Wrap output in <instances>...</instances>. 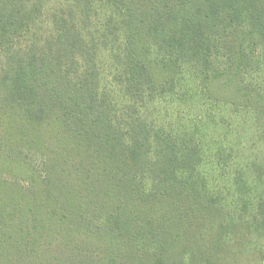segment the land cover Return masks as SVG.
Wrapping results in <instances>:
<instances>
[{
	"label": "trees",
	"instance_id": "1",
	"mask_svg": "<svg viewBox=\"0 0 264 264\" xmlns=\"http://www.w3.org/2000/svg\"><path fill=\"white\" fill-rule=\"evenodd\" d=\"M211 107L264 121V0H0V264H250Z\"/></svg>",
	"mask_w": 264,
	"mask_h": 264
},
{
	"label": "rangeland",
	"instance_id": "2",
	"mask_svg": "<svg viewBox=\"0 0 264 264\" xmlns=\"http://www.w3.org/2000/svg\"><path fill=\"white\" fill-rule=\"evenodd\" d=\"M104 67V73L107 75V61H105ZM208 109V112L210 110L214 112L212 119V123H215V130L212 131L213 150H222L225 158H227L228 166L216 167L208 162L204 166L206 175L210 177L211 184L219 188L222 198L225 196L235 198L234 195L239 194L235 187L244 184L240 181L233 182V173H236L237 177L239 172L246 173L250 182L248 187L252 189H243V194L254 197V194H257L262 188V185H259L252 176L256 175L260 170V163L264 161V121L258 122L254 113L245 116L242 112L232 113L231 108H223L221 109V116L225 115V111L226 120L221 124L219 123L220 116H217L218 111L212 107ZM193 113H197V109ZM177 115H175V119H177ZM231 147H234L235 150H231ZM212 157L218 160L215 152H213ZM249 205L252 206V204ZM246 247L250 264H264V236L256 235L255 240L248 243Z\"/></svg>",
	"mask_w": 264,
	"mask_h": 264
}]
</instances>
